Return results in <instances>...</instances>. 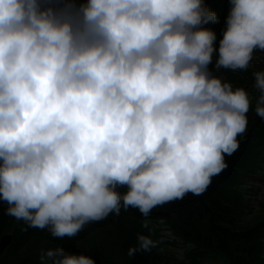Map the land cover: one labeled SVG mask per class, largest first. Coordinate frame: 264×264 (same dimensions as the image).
Instances as JSON below:
<instances>
[{
  "label": "clouds",
  "instance_id": "9594fccd",
  "mask_svg": "<svg viewBox=\"0 0 264 264\" xmlns=\"http://www.w3.org/2000/svg\"><path fill=\"white\" fill-rule=\"evenodd\" d=\"M228 2L217 43L206 0H0L7 214L64 238L121 208L147 217L202 195L239 149L252 106L209 66L246 70L264 51V0ZM253 75L264 120V70ZM136 240L129 255L157 246ZM41 260L95 264L59 247Z\"/></svg>",
  "mask_w": 264,
  "mask_h": 264
},
{
  "label": "trees",
  "instance_id": "16d2710c",
  "mask_svg": "<svg viewBox=\"0 0 264 264\" xmlns=\"http://www.w3.org/2000/svg\"><path fill=\"white\" fill-rule=\"evenodd\" d=\"M80 2L77 0V4ZM206 3L218 17V22L208 27L215 32L223 31L230 8L228 0H206ZM221 36L217 35V43ZM214 63L209 67L216 75L228 77L233 73L228 69L217 70ZM247 116V131L238 137L239 149L225 157L228 167L212 178L208 189L200 196L189 193L183 200L154 208L147 217L137 209L121 208L119 215L113 213L103 220L88 223L73 237L54 238L47 228H33L9 216L8 205L0 203V235L4 230L12 235L11 244L0 254V264H49L41 260V254L57 247L69 253L87 254L95 264H171L157 246L150 252L128 254L129 247L137 243L138 234L150 237L154 234L144 226L143 220L151 223L157 219H163L168 229L182 241L195 245L203 263L220 260L225 264H260L264 222L252 227L242 226L238 222L241 220L239 212L237 219L236 196L232 192L235 185L242 184L243 179L254 172L250 161L257 157L256 147L264 144V120L255 117L251 110ZM235 204L237 206V201Z\"/></svg>",
  "mask_w": 264,
  "mask_h": 264
},
{
  "label": "rangeland",
  "instance_id": "374dc122",
  "mask_svg": "<svg viewBox=\"0 0 264 264\" xmlns=\"http://www.w3.org/2000/svg\"><path fill=\"white\" fill-rule=\"evenodd\" d=\"M261 70H264V51L256 50L246 70H236L230 76L225 77L234 87L242 86L248 91L252 99L250 110L253 113L255 112L256 98L259 95V92L253 87V73ZM255 150L258 152L257 157L254 161L252 158L249 165L250 167L254 166L255 173H252L248 178H244V183L235 185L232 191L233 195L236 196L235 202L237 201V206L234 202V207H237V219L240 215L241 220L244 221L242 223L238 219V222L242 226L246 225V227L264 222V144L256 147ZM143 224L149 228V231L156 234L158 237L155 240L157 247L171 261V264H194L195 262H198V264H225L220 260L203 263L201 255L200 257L197 256L199 252H197L195 245L182 241L162 223L153 224L148 220H143ZM260 264H264V242L262 243Z\"/></svg>",
  "mask_w": 264,
  "mask_h": 264
},
{
  "label": "bare ground",
  "instance_id": "6f19581e",
  "mask_svg": "<svg viewBox=\"0 0 264 264\" xmlns=\"http://www.w3.org/2000/svg\"><path fill=\"white\" fill-rule=\"evenodd\" d=\"M207 27H208V25H207ZM222 30L221 29H219L217 32H216V34L217 35H222ZM255 142L253 141V144H254ZM151 223H153V224H159V223H162V224H164L165 225V223H164V220L163 219H157V220H155V221H151ZM7 235H10L11 237H12V235H11V233L8 231V230H4L3 232H2V234L0 235V247H1V241H2V238L4 237V236H7ZM153 236V237H152ZM152 236H151V238L155 241V235L154 234H152ZM12 241V240H11ZM11 241H10V243H9V245L11 244ZM8 245V246H9ZM8 246L3 250V251H1L0 250V254H2L7 248H8Z\"/></svg>",
  "mask_w": 264,
  "mask_h": 264
},
{
  "label": "water",
  "instance_id": "95a60500",
  "mask_svg": "<svg viewBox=\"0 0 264 264\" xmlns=\"http://www.w3.org/2000/svg\"><path fill=\"white\" fill-rule=\"evenodd\" d=\"M258 116V115H257ZM259 117V116H258ZM11 236L7 235L2 238L0 250L3 251L10 243Z\"/></svg>",
  "mask_w": 264,
  "mask_h": 264
}]
</instances>
